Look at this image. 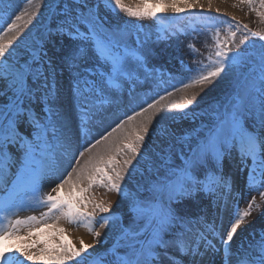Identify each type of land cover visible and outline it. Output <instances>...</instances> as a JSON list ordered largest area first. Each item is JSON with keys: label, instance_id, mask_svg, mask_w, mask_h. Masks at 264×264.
<instances>
[{"label": "snow or ice", "instance_id": "snow-or-ice-1", "mask_svg": "<svg viewBox=\"0 0 264 264\" xmlns=\"http://www.w3.org/2000/svg\"><path fill=\"white\" fill-rule=\"evenodd\" d=\"M27 2L33 10L16 15L0 0V264H264V30L219 8L197 12L201 0H53L17 43L38 15ZM240 3L264 22V0ZM145 19L153 31L135 22ZM201 35L211 43L198 59ZM161 44L187 48L196 67L180 61L192 73L182 95L138 105L173 78L154 63ZM217 78L222 98L198 115L197 96ZM121 108L132 114L95 138ZM97 187L120 196L119 213ZM61 221L97 240L108 226V246L77 248Z\"/></svg>", "mask_w": 264, "mask_h": 264}, {"label": "bare ground", "instance_id": "bare-ground-1", "mask_svg": "<svg viewBox=\"0 0 264 264\" xmlns=\"http://www.w3.org/2000/svg\"><path fill=\"white\" fill-rule=\"evenodd\" d=\"M52 2H53V0H34V3L36 5H38V7L36 8L38 15L36 16L35 19H38L39 17H41V13L43 15V18L41 20H39L32 27L37 28L39 26L40 22H42V21L44 22L47 20V17L49 16V11H50L49 8L47 7V5L49 3H52ZM126 2L129 3L131 6H135L136 3L138 2V0H126ZM207 2H208V0H201V3L205 4V8L203 10H201L200 8H197V9H195V11H197V12L204 11L206 13L211 11L212 15H216V9L219 8L221 13L227 14L228 18H231L234 16L237 21L244 22L243 18L238 17L239 15L236 16L239 11H237L235 9L236 8L246 9V8H248V5L241 4L240 0H212L213 7L211 10H209L207 8ZM12 4H13V7L15 9H17V11L15 12L16 15H18L19 12L23 11L24 9H28L29 11L33 10V5H29L27 0H12ZM167 15H171V13H169ZM12 18L14 19V15ZM35 19H33V21ZM141 21H147L148 22L149 20L145 19V20H141ZM185 23H186V21H185ZM144 31L151 32L153 30L152 29L151 30L145 29ZM26 34H28V33L22 32L20 34V37L18 38L17 42H19L20 39H23ZM225 34H226V30H225V32H222V34H221L222 39L224 38ZM182 38L185 39V43H187L188 40L190 39V37H182ZM206 39L208 40V43L209 42L211 43V40L204 35H201L196 41H194L196 48L199 49V52L202 53L203 55L205 54V51L207 48H205L203 46L202 41H204ZM157 51L159 53L158 57L169 56V57H172L175 60H177V63H178L177 67L178 68L182 67V64L180 62L181 60H183L186 64L188 63V64H192V65L196 66L193 63V55L187 48H183L181 52L176 53L174 51V49L166 48L165 45L161 44L159 46V48L157 49ZM204 57H206V56H204ZM198 59H203V57L202 58L199 57ZM205 63H208V61L205 60ZM183 84L184 83H175V81H166L165 83H162L159 88H157L155 90L145 89L144 91L147 92L148 94L147 95L142 94L141 98H139L136 101V103L138 105L142 104L143 106L146 107L148 102H152L154 99L159 98V95H157V93L163 95V94H166V92H168V91L175 92L176 97H178V96L182 95V93L176 92V89L182 88ZM222 88H225V80H222L221 78H217L212 84L205 86L203 88V90L200 91V94L197 96V102L200 103L199 105H201L202 103H206V105H208L209 102H211L210 99L213 96L218 95V93L221 91ZM176 97H173V99H175ZM126 112L128 114H132L131 112H128V110L125 108H121V109L117 110L116 115H110L109 119L105 120L102 124H99L98 126L93 128L92 135L95 138H99L100 134H106V131H111V127H109L108 125H111L112 127H114L115 121H116V116L126 118V115H125ZM134 163H135V161H134ZM56 182L57 181H55V182L49 181V182L45 183V185H44L45 191L50 190V186L54 185ZM253 194L257 195V202H259V195L256 193H253ZM0 195H2V193H0ZM93 195L95 196V198L98 201H100V200L110 201L112 203V211L113 212H115L114 211V210H116L115 207H117V204L120 202V196L118 194L109 193L103 188H99V187L95 188L93 191ZM41 211H46V209L37 210V214H34V212L32 210H24V211H20L18 213V215L20 217H24V215L27 216L29 213H31V215L39 216ZM251 220L255 222V225L258 224V219L255 217V215L251 218ZM60 226L67 229L65 235L67 236L68 240H70L76 247H78V248L80 247L79 241L81 239H83L85 243L95 245L94 244L95 237L93 235H91L86 228L76 227V226L69 224L67 222H64V221H61ZM48 231L50 232L51 229H49ZM108 235H109V227L106 226L104 228V233H102L100 236L101 242L105 241V238ZM33 238H35V237H33ZM54 242L59 243L60 242L59 238L57 237L54 240ZM95 247H96V245H95Z\"/></svg>", "mask_w": 264, "mask_h": 264}, {"label": "rangeland", "instance_id": "rangeland-1", "mask_svg": "<svg viewBox=\"0 0 264 264\" xmlns=\"http://www.w3.org/2000/svg\"><path fill=\"white\" fill-rule=\"evenodd\" d=\"M256 7L258 8L259 5L257 4ZM235 10L239 11L238 14L236 16L238 17H241L244 19V22H240L241 24H247L253 31H262L264 30V22H261L260 18L256 15V12L254 11H251L248 8L246 9H239V8H236ZM172 15V14H171ZM171 15H168L169 17H171ZM235 15V14H234ZM43 18V15L41 13V17H39L38 19H35L34 21H32L31 24L27 25L25 28H24V31L23 32H26L28 33L30 28L32 26H34L39 20H41ZM118 21L119 22H123L125 20H130L132 18H128L126 17L125 14L121 13L119 15V17H117ZM149 20V19H147ZM43 22V21H42ZM46 22V21H44ZM136 23L138 24H141L144 26V30L145 29H148V30H154L157 22L156 21H152V20H149L148 22L147 21H135ZM41 23V22H40ZM40 23H39V26H40ZM38 26V27H39ZM0 27H6L5 25H2L0 24ZM37 27V28H38ZM35 27H32L31 28V31L32 32H35L36 29ZM27 35V34H26ZM25 35V36H26ZM242 35V33H237V39L240 38V36ZM24 36V37H25ZM18 43V42H17ZM210 43V42H209ZM257 46L259 47V42L257 44ZM243 48V46H242ZM208 55V49H206L205 51V54L202 55V56H199L200 58H204V56H207ZM197 57V58H199ZM154 63L158 64V65H162L164 67V69L167 71V72H170L171 75H172V79H168L167 77H165V80L166 81H175V83H187L190 79V76L192 75V73H190L188 71V67L185 66V65H190L193 69H195L196 66L192 65V64H186L185 65H182L181 68H178V63H177V60H175L174 58L172 57H169V56H165V57H158ZM165 83V82H164ZM225 90V88H222L221 91L218 93V95L216 96H213L209 102L208 105H206V103H202L201 105H199L200 103L197 102L198 104V108H197V114L200 115L202 110H205L208 108L209 105L211 104H214V102L217 100V99H220L222 98V95H223V91ZM217 97V98H216ZM190 121H184V122H181V126L182 127H188L190 125ZM260 202V201H259ZM258 202V203H259ZM116 210H114L115 212L119 213V210L117 209V207H115ZM99 213L97 214V217H99ZM255 217L258 219V224H256L255 226L256 227H259L260 226V223H261V217L259 216V214H255ZM102 233H104V228L102 229H97ZM94 244L96 245V248L97 250H101L103 247H107L108 245L104 243V241L101 242V237L99 238V240H97L96 238L94 239ZM78 248V247H77ZM72 264H74V262H72Z\"/></svg>", "mask_w": 264, "mask_h": 264}]
</instances>
